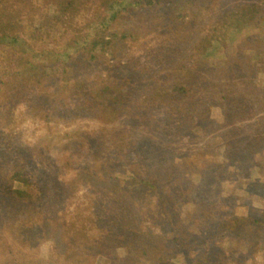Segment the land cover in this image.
I'll list each match as a JSON object with an SVG mask.
<instances>
[{
    "label": "rangeland",
    "instance_id": "rangeland-1",
    "mask_svg": "<svg viewBox=\"0 0 264 264\" xmlns=\"http://www.w3.org/2000/svg\"><path fill=\"white\" fill-rule=\"evenodd\" d=\"M26 1L0 0V188L18 187L20 168L35 184L46 172L62 201L48 196L30 229L26 206L0 196L15 257L264 264V0H82L65 15L69 0ZM111 7L129 11L94 60L83 48ZM106 87L127 97L123 109L113 100V125L85 103ZM96 155L109 165L92 177Z\"/></svg>",
    "mask_w": 264,
    "mask_h": 264
},
{
    "label": "trees",
    "instance_id": "trees-1",
    "mask_svg": "<svg viewBox=\"0 0 264 264\" xmlns=\"http://www.w3.org/2000/svg\"><path fill=\"white\" fill-rule=\"evenodd\" d=\"M20 4L18 5H24L22 3L27 2L26 0H17ZM79 1L82 0H69V2H66V4L61 3V5L59 6L61 9V12L63 15H65L69 10H71V8H73V6H75L76 4H79ZM103 1V0H102ZM109 0H107L108 2ZM125 2L128 4V7L132 6L134 3L140 2L141 0H113L114 5H117L119 2ZM149 1V0H148ZM151 1V2H150ZM149 2L152 4L154 3V0H150ZM99 0H94V3H98ZM120 3V4H121ZM124 5V4H123ZM98 6V10H100V6L101 3ZM27 6L25 7H21L22 9H25ZM108 11H112L108 16L106 15L105 17H102L100 20V26L98 31H96L93 40H91L90 42H85L86 43V47L83 48V50L88 51V52H95V54H92V58L95 60L98 56L97 53H101V52H106L108 48H110V46L117 40V33L116 30L113 28V23H116L117 18L119 17V15H121L122 13L126 14V12H128V8L124 7L123 10L121 11H116V9L114 7H111ZM107 12V10L105 11ZM52 14V12H51ZM56 14H60V10L56 11ZM99 15H105V14H99ZM1 32H0V41L4 40V38H6V34H2L5 33L3 32V28H0ZM2 34V36H1ZM116 39V40H115ZM15 42V40H14ZM73 44L75 46H77L78 50L82 49V46L80 45V43L77 41H74ZM89 45V47H87ZM112 80V79H110ZM155 83V82H154ZM117 89H120L117 86ZM122 91V90H121ZM118 90V92H121ZM84 93H89L92 94L88 88L83 89ZM115 93V89L114 88H109L106 87L103 91H101V95H98L97 99L96 97H94L93 99L89 100L92 103H88L85 101L87 108H89L91 111L95 112V116L97 117H106L107 118V124L109 125H113L115 122V118L111 119L112 117L115 116L116 109H114L112 107V102L113 100H116V107H118L119 109H123L125 106H127V97H119L117 95L114 96ZM124 93V92H121ZM98 94V93H97ZM105 99H104V98ZM112 99V100H111ZM119 101V103H118ZM152 101V100H151ZM93 102H97V103H93ZM67 110H71L73 111L74 114H76V112H78V109L80 106H74V107H69L66 106ZM100 109V112H97L96 109ZM118 109V110H119ZM113 111V112H112ZM114 113V116H112ZM111 119V120H110ZM106 131H108V129H105ZM104 130V131H105ZM110 131L113 132V134H117L120 129H113L110 128ZM121 133V132H120ZM88 136H90V138H88V141L92 140V144L96 149H102L107 145V141L108 138L110 137V134L108 135V133L106 132H102V133H94V132H90L88 134ZM90 139V140H89ZM88 144V142H85ZM136 146V142H133V151L136 150L137 147ZM102 147V148H100ZM3 156H6L4 153H2ZM103 155V154H102ZM102 155H96L95 158L93 159L95 163H97V166L94 167L93 169V173L95 171V169L98 170H103L102 168L105 166V168H107V166L109 165V161L107 160L106 157H103ZM24 160H25V155L23 156ZM32 158H28V162L31 161ZM26 162V160H25ZM103 165V167L101 168V166ZM24 169V168H23ZM22 168L18 169V171H13L11 172L12 176L11 179L17 183L19 186L15 187V186H11L9 187V189L6 188V185L3 187V183H1V188H0V196H4V197H8V199L10 200V202L15 203L16 204H22L24 206H26V208L24 210H22V221L25 222L28 227L30 229H35L36 226L38 225L36 220H35V215L36 213L39 212H43L46 208L48 204H52L50 198H48V196H50L53 193H56L57 196V202L56 204H59L62 201V198L60 197V195H58L56 188H59L57 185H55V180L51 181L50 177H48L47 173L46 174V178H48L49 184L47 182H45V179L43 180L42 178H39V184H35L34 182H32L31 178H30V174L26 173L25 169L23 170ZM90 170V168L88 169ZM40 173H38L39 175ZM95 176V173L92 175V177ZM38 177V176H37ZM8 178V177H7ZM146 184H148L150 187H152L151 183L149 182H144ZM29 187H31V190H29ZM93 197H95L92 194ZM95 199V198H94ZM31 200V201H29ZM97 203V201H96ZM2 206V208H4V205H6V202H1L0 203ZM15 204V205H16ZM39 205L38 208H35V205ZM55 204V207H56ZM14 205V204H12ZM17 207V205H16ZM76 220V219H74ZM54 221V220H52ZM55 223V221H54ZM55 227L53 229H57L58 231H60L63 235V231L59 228V225L56 223L54 224ZM71 226H75V221H73V223L70 224ZM38 227V226H37ZM62 228H67V231L69 233V230L71 229L69 227V225L64 226ZM51 229V228H50ZM5 230H3V234H0V242H3V246L1 247H6L8 250V254L6 255V258L3 256L2 253H0V264L3 262V264H40V260L37 259L36 257H31L27 256L29 258L28 261L25 260L26 255L25 256H21V257H15V252H16V247L13 245V242H11L9 240V238H7L5 236ZM29 233V232H28ZM67 233V236H68ZM22 239V238H21ZM67 239V237H66ZM1 245V244H0ZM20 254V253H18ZM8 256H10V258H8ZM53 264V263H52Z\"/></svg>",
    "mask_w": 264,
    "mask_h": 264
}]
</instances>
